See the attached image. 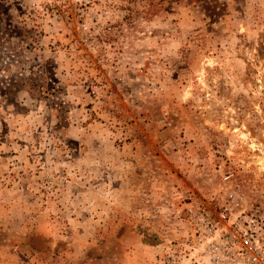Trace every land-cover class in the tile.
<instances>
[{"label": "rangeland", "instance_id": "rangeland-1", "mask_svg": "<svg viewBox=\"0 0 264 264\" xmlns=\"http://www.w3.org/2000/svg\"><path fill=\"white\" fill-rule=\"evenodd\" d=\"M225 187L264 211V0H0V264H166Z\"/></svg>", "mask_w": 264, "mask_h": 264}, {"label": "built area", "instance_id": "built-area-1", "mask_svg": "<svg viewBox=\"0 0 264 264\" xmlns=\"http://www.w3.org/2000/svg\"><path fill=\"white\" fill-rule=\"evenodd\" d=\"M182 225L180 253L166 264H264V211L238 188L189 205Z\"/></svg>", "mask_w": 264, "mask_h": 264}]
</instances>
